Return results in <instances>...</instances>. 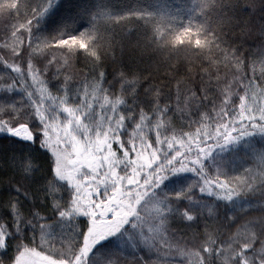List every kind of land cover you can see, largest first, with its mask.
<instances>
[{
  "label": "snow or ice",
  "instance_id": "obj_1",
  "mask_svg": "<svg viewBox=\"0 0 264 264\" xmlns=\"http://www.w3.org/2000/svg\"><path fill=\"white\" fill-rule=\"evenodd\" d=\"M0 21V264H264V0Z\"/></svg>",
  "mask_w": 264,
  "mask_h": 264
},
{
  "label": "trees",
  "instance_id": "obj_2",
  "mask_svg": "<svg viewBox=\"0 0 264 264\" xmlns=\"http://www.w3.org/2000/svg\"><path fill=\"white\" fill-rule=\"evenodd\" d=\"M173 2L178 3L179 0H173ZM185 23H186V21H185ZM46 26H47V22H45L44 27L46 28ZM3 27H4V24L2 21H0V34H2ZM0 74H2V73H0ZM175 182H182V181L174 180V183Z\"/></svg>",
  "mask_w": 264,
  "mask_h": 264
}]
</instances>
